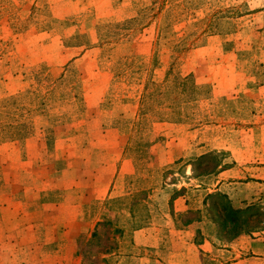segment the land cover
Masks as SVG:
<instances>
[{"label": "rangeland", "instance_id": "rangeland-1", "mask_svg": "<svg viewBox=\"0 0 264 264\" xmlns=\"http://www.w3.org/2000/svg\"><path fill=\"white\" fill-rule=\"evenodd\" d=\"M260 231L264 0H0V264H218Z\"/></svg>", "mask_w": 264, "mask_h": 264}, {"label": "crops", "instance_id": "crops-1", "mask_svg": "<svg viewBox=\"0 0 264 264\" xmlns=\"http://www.w3.org/2000/svg\"><path fill=\"white\" fill-rule=\"evenodd\" d=\"M149 231L150 229H139L137 233H140L142 237L144 235V237H149ZM260 233L263 235L264 231H260ZM262 235L259 234V237L238 235L232 240L235 247L231 246V242L226 245L234 251V256L230 260L218 262V264H247L248 261H252L254 264H264V236ZM174 243H177V241ZM196 246L201 247L203 253L193 252L189 246L185 247L186 250H180L178 247L170 248V250L166 249V264H206L203 263L202 256L210 251V243L204 239L201 244Z\"/></svg>", "mask_w": 264, "mask_h": 264}, {"label": "trees", "instance_id": "trees-1", "mask_svg": "<svg viewBox=\"0 0 264 264\" xmlns=\"http://www.w3.org/2000/svg\"><path fill=\"white\" fill-rule=\"evenodd\" d=\"M185 83L183 81H181V85H184ZM218 197V201H222L224 200V202H228V199L226 198V196L224 194L221 193H217L216 194ZM222 199V200H221ZM222 209H224L225 211H227L229 214H235L238 217V209H233L232 207H230L229 205H227L226 203L223 205L222 204ZM246 209V208H245ZM236 217V218H237Z\"/></svg>", "mask_w": 264, "mask_h": 264}]
</instances>
